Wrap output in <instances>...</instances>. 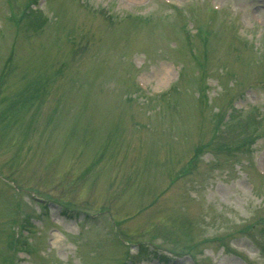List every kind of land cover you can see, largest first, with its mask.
<instances>
[{
	"label": "rangeland",
	"instance_id": "1",
	"mask_svg": "<svg viewBox=\"0 0 264 264\" xmlns=\"http://www.w3.org/2000/svg\"><path fill=\"white\" fill-rule=\"evenodd\" d=\"M192 1L0 0V264H264V0Z\"/></svg>",
	"mask_w": 264,
	"mask_h": 264
}]
</instances>
